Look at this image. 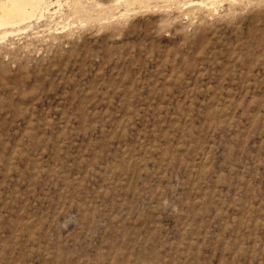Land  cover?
Here are the masks:
<instances>
[{
	"label": "rangeland",
	"instance_id": "1",
	"mask_svg": "<svg viewBox=\"0 0 264 264\" xmlns=\"http://www.w3.org/2000/svg\"><path fill=\"white\" fill-rule=\"evenodd\" d=\"M172 1L0 38V264H264V0Z\"/></svg>",
	"mask_w": 264,
	"mask_h": 264
},
{
	"label": "bare ground",
	"instance_id": "2",
	"mask_svg": "<svg viewBox=\"0 0 264 264\" xmlns=\"http://www.w3.org/2000/svg\"><path fill=\"white\" fill-rule=\"evenodd\" d=\"M59 1L60 0H54V1L53 0H0V34H1L0 38H4L7 35H11L15 31H21V30H25L26 28H29V24L34 18H40L42 20V17L44 18V16H47V15L52 16L54 14H58L59 12L58 9H53V7H55L57 4L59 5ZM149 1L151 2V0H114V3L111 4L108 2L109 5H105V3L99 0H86V1L67 0L66 3H68V5L65 4V6H69L68 7L69 12L71 10L73 16H77L79 20L83 22L84 20L92 18V16L94 15V12H97V15L95 14L96 15L95 17L97 18L98 16L100 18L101 15L104 14V12L107 13L109 10L113 8L117 9L119 8V6L122 5L124 6L126 10L125 12L127 13L131 10H136V7L137 9L138 7H143V6L145 7L147 4H149ZM218 1H221V0H201L199 4L201 5V7L204 6L205 10H208L209 12H211L210 10L215 8L216 6L215 4ZM195 3L196 2H194V4ZM200 5L198 6L199 8H200ZM60 8H62V6ZM112 11H114V9ZM59 14H62V13H59Z\"/></svg>",
	"mask_w": 264,
	"mask_h": 264
}]
</instances>
